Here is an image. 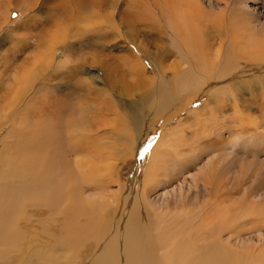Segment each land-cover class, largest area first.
I'll use <instances>...</instances> for the list:
<instances>
[{
  "label": "bare ground",
  "instance_id": "6f19581e",
  "mask_svg": "<svg viewBox=\"0 0 264 264\" xmlns=\"http://www.w3.org/2000/svg\"><path fill=\"white\" fill-rule=\"evenodd\" d=\"M172 1H163L162 10L161 0H151L159 14L149 16L143 13L149 4L142 0H129L121 14L116 0H60L41 23L46 27L32 44L39 54L25 59L19 99L11 101L12 92L0 100V264H264V205H227L239 184L228 190L206 173L194 176L187 192L180 188L160 202L149 201L158 187L195 166L177 160L176 171L166 169L181 155L179 148L188 145L179 134L189 118L157 138L182 97L212 86L211 104L259 82L264 74V40H253L254 34L238 28L227 3L214 17L208 38L195 20L212 16L198 4L192 13H177ZM107 8L112 14L104 13ZM122 25L132 31L128 54H105L124 36ZM154 31L158 35L151 41L148 32ZM73 42L91 51L90 57L77 55L80 63L57 70L58 58L74 53ZM153 44L155 51L149 48ZM173 56L178 62L168 73L160 60ZM103 58L110 86H116L115 74L130 76L135 84L126 82L124 90L130 96L138 89L139 100L127 105V117L114 111L113 125L104 118L105 130L98 132L100 124L89 116L98 119L89 96L98 92L94 83L100 76L80 74ZM141 58L154 60L155 78H146L149 69ZM119 60L121 71L109 63ZM240 60L246 62L243 69ZM31 72L36 81L50 75L36 86ZM153 140V149L140 157ZM126 150L137 151L139 161L122 189L120 157Z\"/></svg>",
  "mask_w": 264,
  "mask_h": 264
},
{
  "label": "rangeland",
  "instance_id": "374dc122",
  "mask_svg": "<svg viewBox=\"0 0 264 264\" xmlns=\"http://www.w3.org/2000/svg\"><path fill=\"white\" fill-rule=\"evenodd\" d=\"M32 1L0 0L1 101L5 96H8V93L11 95L12 92H14V95L11 96V101H14V99H19L20 92L23 88L21 87L23 86V76L26 74L24 72V66L27 65L24 63L26 61L25 59L30 60L36 54H39V52L32 48V44H34L37 37L40 35V33H42L41 30L46 27L45 26L43 28L41 23L46 21L51 16V12L60 2V0H38L36 6L32 8ZM128 1L129 0H116V12L118 11L120 14L121 12H124L126 9V3ZM142 1L147 2L150 8H145L147 13H143L149 16H158L159 11L156 10L151 0ZM163 1L170 3L172 0H161L162 10L165 9L163 7ZM173 1L172 4H175L173 8H176L175 12L177 13H179V11L183 14L192 13L194 12L193 6L198 4L207 14L212 16L211 18H207L206 16L199 15L195 20L198 28L205 30L206 37L208 38H211L213 35V25L215 22L214 17L225 11L227 3L228 7H230V11H232V13L235 12L234 14L238 17V26H242H239L238 28L243 29L242 31H245L246 34L247 32H249L248 34H254L253 37H251L253 40L259 41L261 43L264 40V0ZM24 3H28L30 7H25ZM20 5H23V7ZM106 10H104V13L106 14H112L114 11L112 8H107ZM115 15V19L117 21V14ZM120 17L121 15L119 18ZM158 20H160V18H158ZM85 23L87 26H84V28H88V22L86 21L84 24ZM152 23L154 24V21L148 22L146 24L150 25ZM144 26L145 25H142L141 29L145 28ZM76 28H78V26ZM120 31L122 36H124L121 37L122 39L117 38L116 42L114 41V43H111L104 50L105 54L109 53L111 56L118 58L125 55V53L126 55L128 54L127 50L129 49L128 46L132 36V31L124 25H122ZM148 35L152 41L153 38L157 37L158 32H148ZM145 42L147 43V40H145ZM73 43L75 44L73 48L74 53L64 54V60L62 58H58L57 61L59 64L55 66L57 70L63 71L68 66H75L74 64L78 62L80 63L79 57H83L82 60H84V57H90L89 53H92L91 51L81 46L80 43L78 44V42ZM155 44L160 45L161 43L156 41ZM149 46L151 51H155L154 44ZM252 49L258 50V48L255 46H253ZM60 54L63 55V51L62 53L60 52ZM135 61L137 60L132 58L130 62L133 64L138 62ZM121 62L118 64V61H110L109 63H112L111 66L113 67L118 66V69L121 67L119 69L121 71L123 69V61ZM177 62L178 60L174 56L169 58H161L160 60L161 65L165 68V70H167L168 73L172 72L171 68L173 65L177 64ZM101 63L97 65L98 67L91 66L93 69L90 68V65L88 64L82 70L83 74H80V77L83 76L82 78H88L90 75L95 77L100 76V80L94 83V87L97 88L98 92H95L94 95L89 96L90 106H92L91 110L93 109L92 111L96 112L95 114L98 116V119H96L94 116H91V114H89V116L91 117V120L94 124H100L98 126V132H104L105 128L102 125V122H104L106 118L107 119L105 121H108V124L113 125L114 123L109 121L114 118L113 115L115 112L122 114L123 117H127L129 115L127 114L129 113V106L127 105H130L133 101L139 100L138 89L132 90V94L130 96L127 95V92L125 91V86L127 84L126 82L134 83V78L130 76L119 75L117 73L115 74L116 76L114 75V79H117L115 86L116 88L112 87V85L110 86L109 84V78L107 80L108 69L106 68L107 63H105L104 58ZM140 63L144 64L146 68L149 69V72L146 74V78L149 80L155 78V71L151 68L155 64L154 60H152V58H149L148 60L141 58ZM239 65L240 68L243 69L246 67V62L244 60H240ZM35 73L36 76L39 75L38 72ZM87 73L90 75H87ZM33 75L34 74L32 73L31 79L36 81V79H33ZM49 75L50 74L47 73H44L43 76L39 75V78L37 77L38 79L33 85L37 86L43 77H49ZM259 77H261L258 80L259 82L255 81L254 83L250 84L249 87L243 89L237 94H231L229 92L226 96L212 100L213 102L211 101V104L209 102V95L211 92L210 90H213L212 86H209L205 93L200 92L197 94L195 93L185 95L182 97L183 100H181L177 105L178 107H175L169 112V114L166 115H169L170 119L167 120V122H165V124L162 126L157 138L160 137L159 135L164 132L170 133V131L176 126L175 122H182V120H188L189 118L188 122L184 124V134H181L183 136L179 134V137L183 138V141L188 140V145L179 148L182 149L180 150L181 155L178 156V159L172 158V162L170 161L167 164L166 169H168L171 173L174 170L176 171L177 167L175 168V165L177 164V160L182 163L195 162V166L193 169L184 174L183 177L177 176L176 181H174L172 184L158 187L152 193V196H150V202H160L162 199L168 198V196L170 197V194L176 193V191L178 192L180 188L184 189L183 192H187L194 176L208 173L219 183L223 182L224 185L226 184V188L228 190H231L233 187H235V184H239V191H235L231 196H229L230 200L227 202V205L232 203H240L243 205L249 202L250 204L260 203L264 205V74L259 75ZM122 79H124L125 82L122 81ZM249 79L252 80V78ZM19 82L20 84H18ZM54 83H58V80H53V84ZM63 90L65 92L69 91L66 89ZM45 91L46 94H48L49 90ZM32 92L33 91H31L30 94ZM5 104L2 107H4ZM97 112H100V114ZM196 114H198V116ZM172 117L173 119H171ZM184 137L186 138L184 139ZM155 142L156 141L153 140L150 149H147L146 151L143 150L140 157H144L148 152H150L153 149ZM136 152L137 151L130 152L126 150V153L120 157L123 163L120 170L119 179L122 189L127 186L128 180L133 174L135 166L138 164L139 160L136 158ZM171 164H173V166H171ZM201 188H203L202 185L200 189ZM111 189L115 191L118 188L117 186H113ZM251 189L254 191L253 194L251 193ZM196 190L197 189L194 188L192 191ZM188 194H191V192Z\"/></svg>",
  "mask_w": 264,
  "mask_h": 264
},
{
  "label": "snow or ice",
  "instance_id": "6c2138e0",
  "mask_svg": "<svg viewBox=\"0 0 264 264\" xmlns=\"http://www.w3.org/2000/svg\"><path fill=\"white\" fill-rule=\"evenodd\" d=\"M147 150V149H146Z\"/></svg>",
  "mask_w": 264,
  "mask_h": 264
}]
</instances>
